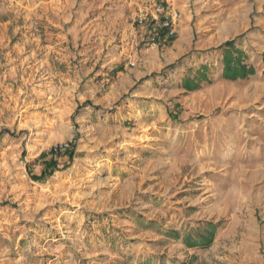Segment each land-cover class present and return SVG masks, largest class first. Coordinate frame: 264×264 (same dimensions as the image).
Instances as JSON below:
<instances>
[{
  "label": "rangeland",
  "instance_id": "374dc122",
  "mask_svg": "<svg viewBox=\"0 0 264 264\" xmlns=\"http://www.w3.org/2000/svg\"><path fill=\"white\" fill-rule=\"evenodd\" d=\"M0 264H264V0H0Z\"/></svg>",
  "mask_w": 264,
  "mask_h": 264
},
{
  "label": "trees",
  "instance_id": "16d2710c",
  "mask_svg": "<svg viewBox=\"0 0 264 264\" xmlns=\"http://www.w3.org/2000/svg\"><path fill=\"white\" fill-rule=\"evenodd\" d=\"M160 35H162V33H160ZM219 49L224 51L222 60V63L224 65L222 74L223 77L230 80H235L237 78H246L248 75L253 74V70L250 67L242 64L239 57L234 58L233 53H242L240 51L233 50L232 41L226 42L223 46H220ZM194 87L196 88L198 87V85L195 84ZM218 227L219 225L213 222H204L200 227H198V229H194L190 233L184 235V237H182V242L187 248H207L212 244L215 232ZM198 231L202 232L201 235L196 234ZM191 233H194L195 235L192 236ZM170 234L174 239L180 238V233L178 231H172V233Z\"/></svg>",
  "mask_w": 264,
  "mask_h": 264
},
{
  "label": "built area",
  "instance_id": "2783aa9c",
  "mask_svg": "<svg viewBox=\"0 0 264 264\" xmlns=\"http://www.w3.org/2000/svg\"><path fill=\"white\" fill-rule=\"evenodd\" d=\"M155 12L159 13L162 17L158 20L154 18V25L164 30L165 39L173 38L176 34L175 21L177 18L176 11L170 4L160 3L155 6ZM145 17H138L137 23L141 24L144 22ZM154 39H152L153 41ZM154 43V42H153Z\"/></svg>",
  "mask_w": 264,
  "mask_h": 264
},
{
  "label": "crops",
  "instance_id": "0c3cea01",
  "mask_svg": "<svg viewBox=\"0 0 264 264\" xmlns=\"http://www.w3.org/2000/svg\"><path fill=\"white\" fill-rule=\"evenodd\" d=\"M162 17V16H161ZM160 17V18H161ZM162 31V32H161ZM160 32L162 33V35H160V37H159V42H158V44L160 45L161 44V42L162 41H171V40H173V39H168V40H166L165 39V37L163 36V32H164V30L162 29ZM187 31V29H186V27L182 24L181 25V27H180V35L181 34H183V33H185ZM173 42V41H172ZM148 50H150V49H152V47L150 46L149 48H147ZM224 66H223V63H222V68H223ZM119 71H118V73H117V78H119V76H121L120 78H122L124 81H125V83H131V79L129 78L130 76L128 75V77L127 78H124V75H126L127 76V71H126V69L124 68V69H118ZM190 72L191 73H193V70H190ZM208 72H209V67H207V66H200V68H198V69H196V71H194V73L196 74H199V76L200 77H203V79H206L207 81H210V78H208ZM223 75H222V71H221V77H222ZM195 78V76H193V75H190V74H187V75H185L184 77H183V79L181 80V82L182 81H184V83L185 84H188L189 83V81L190 80H192V79H194ZM181 82H180V84H181ZM201 86V85H200ZM200 86H199V88H200Z\"/></svg>",
  "mask_w": 264,
  "mask_h": 264
}]
</instances>
